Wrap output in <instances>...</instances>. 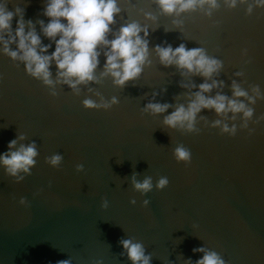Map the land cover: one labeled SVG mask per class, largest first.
Here are the masks:
<instances>
[{
  "label": "water",
  "instance_id": "1",
  "mask_svg": "<svg viewBox=\"0 0 264 264\" xmlns=\"http://www.w3.org/2000/svg\"><path fill=\"white\" fill-rule=\"evenodd\" d=\"M5 3L23 10L25 31L31 21L50 55L55 44L40 26L48 23L46 0ZM118 7L107 39L133 22L148 32L142 71L123 86L103 74V46L95 80L75 89L56 83L55 63L49 86L0 51V154L13 140L11 151L32 144L37 152L28 173L12 176L0 166V264H132L123 240L139 243L149 264H196L201 248L224 264H264V6L216 0L215 8L170 15L155 0H118ZM180 45L202 49L220 69L206 80L160 62L157 47ZM213 80L206 95L231 99L235 83L252 116L201 109L190 130L164 124ZM150 103L169 107L156 114ZM145 179L148 190L135 188Z\"/></svg>",
  "mask_w": 264,
  "mask_h": 264
},
{
  "label": "clouds",
  "instance_id": "2",
  "mask_svg": "<svg viewBox=\"0 0 264 264\" xmlns=\"http://www.w3.org/2000/svg\"><path fill=\"white\" fill-rule=\"evenodd\" d=\"M158 7L165 14H179L187 10L201 8L206 3L209 8L216 7V0H155ZM244 3L245 0H240ZM257 7L264 6V0H255ZM229 7H235L237 0H225ZM251 12V7L248 9ZM120 8L118 0H46L44 16L48 18L45 25L40 22L41 32L45 38L54 42L55 48L48 54L50 45H41L40 36L37 35L31 21L25 22L23 10L16 8L15 12L7 9L5 0H0V51L13 60H20L25 65V71L33 78H39L45 85L51 86V73L49 66L55 63L57 68L56 83L63 82L75 89L77 85L95 80L94 71L98 65V46L108 50L104 52L105 66L104 75H110L114 84L123 86L126 82L135 79L142 71V65L148 54L147 29L141 28L137 23H129L119 29V34L112 40L107 39L110 25L114 23V16L118 15ZM16 16V27L13 33L12 20ZM143 31L144 37L140 36ZM5 35L7 38H5ZM15 44L16 48H10ZM160 62L165 66L176 65L179 69L188 73L199 74L206 80L218 72L221 65L212 58L205 55L199 48L186 49L183 45L172 49L169 47H157L155 49ZM217 82L202 83L199 91L194 93L191 102L184 107L180 105L164 119L168 127H187L192 129L196 115L201 109H213L218 115L241 113L247 120L252 116V110L247 108L237 98L247 97V93L237 84L233 83V98H228L217 93L215 96H208ZM256 91V90H254ZM249 103L253 100L248 97ZM115 102V100H113ZM86 107H94L91 101H84ZM169 105L150 103L146 108L152 113H164ZM216 125L220 121L215 122ZM223 131H235V126L230 130L225 125ZM16 141H10V151L0 154V166L5 171L17 176L19 172L28 173L30 167L35 164L37 155L35 146L29 144L21 145L15 151ZM175 155L180 160H187L189 153L183 148H177ZM61 158L53 156L50 160L56 165ZM166 180L161 179L159 185L163 186ZM135 188L148 190L150 181L145 179L142 183H135ZM122 248L126 250L132 264H149V257L144 254L139 243L131 240L121 241ZM196 264H224L223 259L213 251H205ZM59 264H69V261H60Z\"/></svg>",
  "mask_w": 264,
  "mask_h": 264
}]
</instances>
